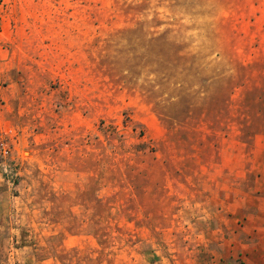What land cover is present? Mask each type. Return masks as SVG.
<instances>
[{"label": "rangeland", "instance_id": "obj_1", "mask_svg": "<svg viewBox=\"0 0 264 264\" xmlns=\"http://www.w3.org/2000/svg\"><path fill=\"white\" fill-rule=\"evenodd\" d=\"M260 204L264 0H0V264H247Z\"/></svg>", "mask_w": 264, "mask_h": 264}, {"label": "crops", "instance_id": "obj_2", "mask_svg": "<svg viewBox=\"0 0 264 264\" xmlns=\"http://www.w3.org/2000/svg\"><path fill=\"white\" fill-rule=\"evenodd\" d=\"M248 220L253 222V233L251 243L247 244L250 254L247 256V264H264V204L258 205L248 214Z\"/></svg>", "mask_w": 264, "mask_h": 264}, {"label": "trees", "instance_id": "obj_3", "mask_svg": "<svg viewBox=\"0 0 264 264\" xmlns=\"http://www.w3.org/2000/svg\"><path fill=\"white\" fill-rule=\"evenodd\" d=\"M106 132H111V133H115V135H117V131H116V128L113 126V125H109V126H106V127H103ZM141 134L143 135V132H141ZM138 146H146V143H139Z\"/></svg>", "mask_w": 264, "mask_h": 264}]
</instances>
